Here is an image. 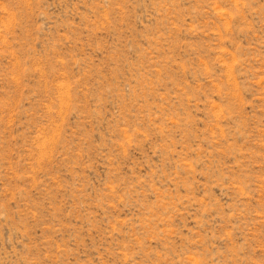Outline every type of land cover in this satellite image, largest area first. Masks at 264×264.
Returning <instances> with one entry per match:
<instances>
[{
  "label": "rangeland",
  "instance_id": "rangeland-1",
  "mask_svg": "<svg viewBox=\"0 0 264 264\" xmlns=\"http://www.w3.org/2000/svg\"><path fill=\"white\" fill-rule=\"evenodd\" d=\"M0 264H264V0H0Z\"/></svg>",
  "mask_w": 264,
  "mask_h": 264
}]
</instances>
